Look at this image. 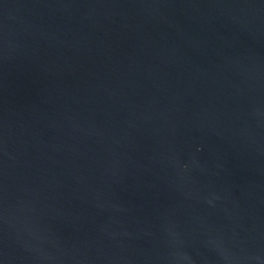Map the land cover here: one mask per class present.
<instances>
[{"label":"water","instance_id":"1","mask_svg":"<svg viewBox=\"0 0 264 264\" xmlns=\"http://www.w3.org/2000/svg\"><path fill=\"white\" fill-rule=\"evenodd\" d=\"M0 264H264V0H0Z\"/></svg>","mask_w":264,"mask_h":264}]
</instances>
